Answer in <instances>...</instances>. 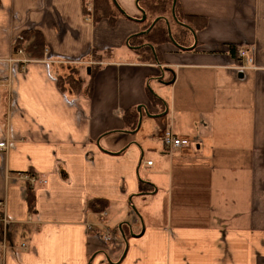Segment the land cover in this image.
I'll return each mask as SVG.
<instances>
[{
	"label": "crops",
	"instance_id": "1",
	"mask_svg": "<svg viewBox=\"0 0 264 264\" xmlns=\"http://www.w3.org/2000/svg\"><path fill=\"white\" fill-rule=\"evenodd\" d=\"M116 1L110 23L84 0H0V264H264V0H174L203 24L154 64L126 45L137 0ZM29 31L41 59L13 55ZM91 70L90 94L59 88ZM164 131L189 145L166 151Z\"/></svg>",
	"mask_w": 264,
	"mask_h": 264
},
{
	"label": "trees",
	"instance_id": "2",
	"mask_svg": "<svg viewBox=\"0 0 264 264\" xmlns=\"http://www.w3.org/2000/svg\"><path fill=\"white\" fill-rule=\"evenodd\" d=\"M90 3L92 10L90 13H87L86 6ZM171 0H137L136 4L139 7L141 14L143 13L153 15L155 14V20L152 24L141 23L142 30L137 35L131 37L127 41V47L132 50V52L138 56L139 60L142 63H160V54L158 51V45L166 43L169 41V38L172 40V36L169 32V20L163 15L164 13H169L171 16ZM147 7L146 9H144ZM83 13L92 18V21L96 22L101 19H107L110 23H113L123 15L120 10L114 5L112 0H84ZM145 19V18H144ZM174 19L176 24V30L181 32L183 30L194 31L196 29V22H201L200 18L196 17H184L178 14L176 7L174 9ZM139 22H143L139 19ZM171 30V29H170ZM170 34V36H169ZM182 36V33H181ZM182 38V37H181ZM23 50L29 55L31 59H41L44 56L46 45L42 35L38 31H29L23 33L13 44L12 51L13 55L17 54L18 51ZM236 47L230 46L229 52L231 55L236 54ZM72 78L60 77L58 79L59 88L64 91L70 89L73 93H78L81 90H84L87 94L91 92V76L93 71L91 70L90 74L87 75L85 72L83 77H80V74L73 71L71 72ZM70 74V75H71ZM75 76V77H74ZM68 87V88H67ZM149 97L152 103L156 102L154 95L149 91ZM126 115L124 117L125 123L128 125L130 119ZM136 122L132 129H134ZM147 185L144 182L140 183V192L147 191ZM27 207L31 212L34 209V194L31 187H27ZM108 206V202L103 199H90L87 203V207L91 212H102L105 211Z\"/></svg>",
	"mask_w": 264,
	"mask_h": 264
},
{
	"label": "rangeland",
	"instance_id": "3",
	"mask_svg": "<svg viewBox=\"0 0 264 264\" xmlns=\"http://www.w3.org/2000/svg\"><path fill=\"white\" fill-rule=\"evenodd\" d=\"M136 7H137V4H136ZM146 8L147 7H145L144 9H146ZM86 9H87V13H90V10H92V7H91L90 3L86 6ZM137 9L139 10V13H140V20L143 21L142 23H145V24H152L153 23V21L155 20L154 18L157 15L155 16V14H153V15L146 14V16H145V15L141 14L139 7H137ZM163 15L169 20V22H170L169 27H171V28H169V32H170V34L172 36V40L169 38V41L167 43H171L173 46H175L179 50L185 49L186 44H188V42H187L188 38L189 37H193V34H191L192 32L188 31V30H183L181 32H178L176 30V27H175L176 24H175L174 17L172 15L170 16L169 13H164ZM144 16H145V19L143 18ZM181 33H182V36H181ZM181 37H184V38L182 39ZM70 74H71V72H68L63 77H67L68 76L69 78H72L71 76H73V74H71V75ZM83 76H84L83 74L80 75V77H83ZM102 212H104V211H102ZM112 226L114 227L115 225H112ZM113 227H111L112 229L106 228L105 234H103V239H104L103 241L104 242H106V243L114 242L113 240H114V237H115V235L117 233V228L118 227L117 226H115L114 228Z\"/></svg>",
	"mask_w": 264,
	"mask_h": 264
},
{
	"label": "built area",
	"instance_id": "4",
	"mask_svg": "<svg viewBox=\"0 0 264 264\" xmlns=\"http://www.w3.org/2000/svg\"><path fill=\"white\" fill-rule=\"evenodd\" d=\"M238 58V68L245 69L250 67L253 64V57L251 51H247L244 49H240L237 52ZM161 142L166 151L172 152L179 149L186 148L189 145V141L187 138L177 137L172 134L170 131H164L161 135ZM6 148L5 142H0V149L4 150ZM152 162L147 161L145 162V166H151ZM99 215L101 217L105 216L104 212H100ZM22 248H25V245H22Z\"/></svg>",
	"mask_w": 264,
	"mask_h": 264
},
{
	"label": "water",
	"instance_id": "5",
	"mask_svg": "<svg viewBox=\"0 0 264 264\" xmlns=\"http://www.w3.org/2000/svg\"><path fill=\"white\" fill-rule=\"evenodd\" d=\"M114 5L120 10V12L123 14V15H126V13L120 8V6L118 5L117 1L116 0H112ZM174 9H175V2L173 0V3H172V7H171V15L174 17ZM144 13V12H143ZM142 13V14H143ZM144 15V14H143ZM145 18V16L143 17ZM170 36V34H169ZM171 38V37H170Z\"/></svg>",
	"mask_w": 264,
	"mask_h": 264
}]
</instances>
